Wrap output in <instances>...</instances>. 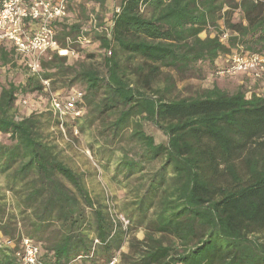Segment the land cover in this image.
Returning <instances> with one entry per match:
<instances>
[{
  "label": "trees",
  "instance_id": "16d2710c",
  "mask_svg": "<svg viewBox=\"0 0 264 264\" xmlns=\"http://www.w3.org/2000/svg\"><path fill=\"white\" fill-rule=\"evenodd\" d=\"M68 12L54 24L60 48L89 14L110 20V35L92 32L96 51L77 49L72 63L47 53L38 74L23 63L24 84L0 86V235L14 241L0 246V264H15L21 237L40 246L41 264H107L117 253L118 264H264V94H174L234 49L264 48V0H75ZM19 58L0 44L6 73ZM41 80L82 93V116L63 129L89 136L101 169L126 190L114 208L67 163L49 111L17 114L19 96L41 93Z\"/></svg>",
  "mask_w": 264,
  "mask_h": 264
},
{
  "label": "built area",
  "instance_id": "2783aa9c",
  "mask_svg": "<svg viewBox=\"0 0 264 264\" xmlns=\"http://www.w3.org/2000/svg\"><path fill=\"white\" fill-rule=\"evenodd\" d=\"M74 1L0 0V44L11 46L14 52L23 58L24 65L33 75L39 73L40 59L47 53H56L60 57L69 59L76 56L77 49L97 48L98 43L90 34L103 33L109 37L112 22L108 20L101 23L95 14H89L86 24L82 25L77 36L74 39L67 37L65 39L67 47L60 48L54 24L70 21L68 7ZM115 12L118 10L116 9ZM227 36L228 32H224L220 41L224 42ZM103 53L110 56L109 51ZM238 75L255 81H264V48L259 52H244L241 48H237L230 55L219 57L211 77L222 79ZM41 85L42 91L48 95L47 111L59 121L61 131L64 130L63 123L66 120L72 121L82 116V110L78 107V102L82 98L80 91L67 94L60 91L52 92L46 80H41ZM21 103L28 106L30 101L24 99ZM96 244H98L97 240L94 241V245ZM13 245L14 241L2 238L0 235V246L13 247ZM39 253L40 246L36 242L21 237L19 250L15 253V264H41L38 261ZM107 264H118V257L113 256Z\"/></svg>",
  "mask_w": 264,
  "mask_h": 264
},
{
  "label": "rangeland",
  "instance_id": "374dc122",
  "mask_svg": "<svg viewBox=\"0 0 264 264\" xmlns=\"http://www.w3.org/2000/svg\"><path fill=\"white\" fill-rule=\"evenodd\" d=\"M111 8V2L109 6L104 11L103 15L107 16L109 9ZM220 29H223L222 21L219 22ZM215 32L210 31V36L213 37ZM206 35L202 33L201 38H204ZM96 48L88 49V52H95ZM78 58H81L80 56ZM224 58V57H223ZM70 63L75 59L69 58ZM23 58L20 57L17 61V68L12 72H7L6 67H0V86L4 85L5 80L13 82L15 85L24 84L26 75L25 69L23 67ZM221 63V62H218ZM215 68V67H214ZM213 71L210 74H207L206 78L203 80H197L195 78H190L177 83V90L175 95L180 98L195 96L204 89H209L213 86L228 92H235L240 86H244L247 90L253 91L255 93L264 94V81H255L251 78H248L243 75H238L234 77L217 79L211 77ZM27 99L30 101L28 106L22 105V100ZM48 108V95L45 92L41 93H28L25 95H20L18 101L16 102V112L19 116H26L33 112L45 113ZM71 121L70 119L66 122ZM145 131L154 138L155 143L165 144L166 138L158 131L155 127L148 124L145 125ZM49 133L58 143L59 148L62 150L63 156L67 163L73 168L75 167L80 172L88 173L89 178L87 179V184L92 190V194L98 195L99 193L104 194L105 198H108L109 203L113 206L116 205L119 201H123L126 197V190L117 188L116 185L110 181V176L101 169V160L100 155L97 154L96 147H93V151L89 150V145L91 144V139L87 135H78L75 129L71 131H61V135L55 129H50ZM95 153V154H94ZM1 182V181H0ZM10 199V195L7 194ZM115 198V201H114ZM114 208V206H113ZM114 213V210H113ZM112 214L113 217L120 220L124 226L127 225V221L124 220L122 215ZM123 221H122V219ZM143 232L138 231L136 233V238L142 239ZM123 252H126V246L122 248ZM114 256L118 257V253Z\"/></svg>",
  "mask_w": 264,
  "mask_h": 264
},
{
  "label": "crops",
  "instance_id": "0c3cea01",
  "mask_svg": "<svg viewBox=\"0 0 264 264\" xmlns=\"http://www.w3.org/2000/svg\"><path fill=\"white\" fill-rule=\"evenodd\" d=\"M96 7V6H95Z\"/></svg>",
  "mask_w": 264,
  "mask_h": 264
}]
</instances>
